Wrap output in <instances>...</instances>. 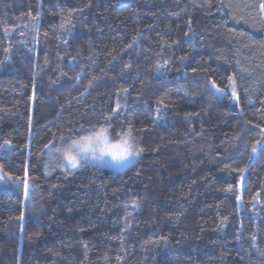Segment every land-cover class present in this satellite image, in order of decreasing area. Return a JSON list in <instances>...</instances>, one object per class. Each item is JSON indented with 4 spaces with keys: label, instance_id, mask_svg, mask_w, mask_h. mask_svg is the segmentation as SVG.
Instances as JSON below:
<instances>
[{
    "label": "trees",
    "instance_id": "1",
    "mask_svg": "<svg viewBox=\"0 0 264 264\" xmlns=\"http://www.w3.org/2000/svg\"><path fill=\"white\" fill-rule=\"evenodd\" d=\"M259 3L0 0V264H264ZM107 117L129 166L49 163Z\"/></svg>",
    "mask_w": 264,
    "mask_h": 264
},
{
    "label": "snow or ice",
    "instance_id": "2",
    "mask_svg": "<svg viewBox=\"0 0 264 264\" xmlns=\"http://www.w3.org/2000/svg\"><path fill=\"white\" fill-rule=\"evenodd\" d=\"M258 7L261 19L264 20V0H260ZM228 85L232 99L238 101L236 81L233 76L228 77ZM211 86L222 95L225 94V89L217 87L214 82ZM118 109L119 105L117 104L113 112L115 113ZM111 119L112 117H107L105 125H94L89 129H81L80 132L70 136L60 137L59 146L55 142L45 145L50 158L63 161V166L68 171L83 167L87 163L100 167L119 168L135 161L144 152V148L135 136L133 128L131 126L127 129L122 128L120 132L113 134L115 130L111 128L109 123ZM261 131L264 133V129ZM250 152L249 164L255 157L264 156V135L251 145ZM248 166L246 164L244 168L240 169V172L243 173ZM0 170H2V166H0ZM10 179L12 178L6 173L0 175V181ZM16 181L18 186L23 185L25 200L30 199L29 177L26 169L24 177H17ZM237 199L239 200L240 197L238 196ZM20 219H24L23 215Z\"/></svg>",
    "mask_w": 264,
    "mask_h": 264
},
{
    "label": "rangeland",
    "instance_id": "3",
    "mask_svg": "<svg viewBox=\"0 0 264 264\" xmlns=\"http://www.w3.org/2000/svg\"><path fill=\"white\" fill-rule=\"evenodd\" d=\"M59 146V144L57 145ZM46 152H47V156H48V161L49 163L53 166V167H59V168H64L63 166V161L59 160V159H56V158H50L49 154H48V151L46 149ZM134 162V161H133ZM132 163V162H131ZM131 163L123 166V167H119V168H115V167H108V166H105V167H102V168H107V169H110V170H113V171H121L123 170L124 168H126L127 166H129ZM88 164H91V163H88ZM95 165V164H94ZM98 166V165H97ZM100 167V166H99ZM65 169V168H64Z\"/></svg>",
    "mask_w": 264,
    "mask_h": 264
}]
</instances>
